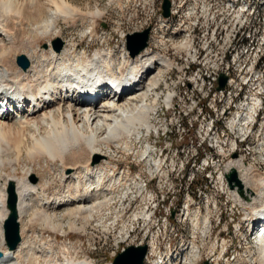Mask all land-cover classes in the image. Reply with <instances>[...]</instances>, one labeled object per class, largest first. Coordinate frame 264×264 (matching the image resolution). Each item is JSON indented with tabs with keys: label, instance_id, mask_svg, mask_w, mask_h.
Instances as JSON below:
<instances>
[{
	"label": "bare ground",
	"instance_id": "1",
	"mask_svg": "<svg viewBox=\"0 0 264 264\" xmlns=\"http://www.w3.org/2000/svg\"><path fill=\"white\" fill-rule=\"evenodd\" d=\"M84 7V10L80 9L70 0H0V89L8 96L6 100L5 96L0 97V264H95L88 258L77 259L73 247L64 241L60 251L62 260H52L53 241L58 236L64 238L69 237L70 233H85L93 217L97 215L100 219L110 211L114 198L112 194L125 191L123 197L127 200L129 196L126 194L133 186H138L139 197L146 199L148 204L131 215L129 222L141 220L145 225H151L154 215L148 214L147 210L148 205L155 204V200L152 192H143V185L139 186L140 172L136 174L140 180L136 184L129 171L124 175L115 174V164L108 160L95 163L96 157H104L112 148L132 152L133 141H139L143 133L150 136L155 127L151 124L150 115L154 114L159 97L156 93L152 96L151 92L157 90L160 72L174 70L179 73L175 76L176 82L173 81L172 88L176 89L189 81L192 70L195 84H201L202 88L208 85L210 93L213 79L220 75L222 63H227L230 47H236L238 40L247 35L250 25L264 19V0H198L199 16L190 14L187 18L189 22L186 21L187 28L174 34V46L171 47L173 61L148 47L136 57L123 55L120 67L114 62L115 54L110 46L89 54L85 49H77L79 46L72 42L64 46L66 52L61 54L55 53L56 50L50 45L51 41H58L63 35L60 23L74 26L82 22V35L90 38L96 36V23L104 18L105 10L101 8L99 0L95 1L93 7L90 3ZM175 14L174 11L173 16ZM202 16H206L207 20L211 17L210 23L215 27L212 30L204 29L205 32L199 35L196 32L202 28ZM217 18H220L219 23ZM187 30L189 33L184 34ZM195 41H200V45L197 42L195 45ZM43 44H46V49ZM250 51L252 44L241 45V52ZM202 52L209 53V57L199 60ZM18 56H24L28 61L25 70L17 64ZM255 56L263 57V49H255ZM105 76H115L111 82L115 83L116 92L98 97L104 90L94 89L88 82L100 84ZM252 77H255L257 84L255 93L261 95H247L240 108L229 110L233 113L227 123L240 136L227 137V146H234L235 142L244 143L249 133V120L255 123L259 117L264 96L262 68H252ZM236 80L237 77H229V89ZM80 84L85 88L82 92L95 97L93 100L81 97ZM13 91H17L16 96L11 93ZM219 92H228V83ZM28 96H31V100ZM176 96L174 91L165 97L164 103L169 109L174 108ZM221 97L230 100V104L237 99L230 93H223ZM253 98L254 104H249ZM216 127L217 124L213 125L210 131L215 132ZM260 137L259 130L251 131V138ZM218 140L221 139L217 138V148ZM263 144L256 147L261 149L264 158ZM134 153L140 161L149 163L151 175L168 177L163 169V161L153 159L151 146H146L140 152H132V155ZM245 161L240 157L227 162V168L238 170L244 187L243 196L236 190H229V193L244 211L251 210L246 214L248 221H255L256 229H260V221L264 219V175L258 174ZM107 175L110 177L109 184L105 182ZM54 178H58V185L48 189ZM10 184L16 195L20 239L13 250L4 241L2 230L9 214L7 189ZM107 194H111L110 197L107 198ZM211 195L213 189L206 191L204 202L210 200ZM202 209L197 207L189 214L194 221H198V211ZM78 222L80 227L76 225ZM207 222L208 218L204 217L201 227L205 228ZM36 227L56 237L37 247L28 236L36 233ZM122 227L117 235L130 237V227L127 229L126 222ZM240 228L238 224L237 232ZM261 228L264 231V226ZM257 242L256 262L264 264V235H260ZM208 248V254L213 257L216 244ZM154 251L155 244L152 242L150 255ZM236 259V256L233 257V262H237Z\"/></svg>",
	"mask_w": 264,
	"mask_h": 264
},
{
	"label": "rangeland",
	"instance_id": "2",
	"mask_svg": "<svg viewBox=\"0 0 264 264\" xmlns=\"http://www.w3.org/2000/svg\"><path fill=\"white\" fill-rule=\"evenodd\" d=\"M70 1L76 7L84 10V6H86L87 3H90V6L93 7L95 1L97 0ZM172 1L174 3V11L176 12V14L169 23L164 21L161 17L162 0H99V2L101 3V8L105 10V16L104 18L98 20L96 23V36L93 38L85 35L83 36L82 22H78L74 24V26L71 23H60L59 27L63 30V35L58 41L61 42L62 49L60 51H56L55 53L63 54L62 52L65 51L64 46H69L72 42L79 46V48L77 49H85L89 54H92V52H94L96 49L106 48V46H110L115 54L114 62L116 66H120L123 55L128 54L125 46L127 35L149 29L151 35L149 34L148 46L150 47V49H152L154 52H158L161 55L168 57L171 61H173L172 48L174 46V34L175 32L178 33V31H183L182 28L179 27V25H182V23H184L185 9L188 5V0ZM197 8V14L199 16V7L197 6ZM219 19L220 18L216 19L218 23L220 22ZM186 21L189 22V19L186 18ZM211 21V17H209L207 20L206 16H202L200 18L202 28H200V30L196 33L200 35L202 34V32H205L206 29L212 30L215 26L214 24L210 23ZM187 22L186 26H188ZM188 33L189 30H187L184 34ZM56 41L57 40H53L50 42L51 44H49L53 46V42ZM196 42L200 45V41H195V45ZM46 47V44H43V48L46 49ZM37 60L38 59H36V61ZM184 65L185 63L183 61L182 66ZM178 67L179 70L180 65ZM178 75L179 73L174 70L160 72L157 90L151 92L152 96L154 95V93L159 95V99H157L155 105V112L153 114L154 116L150 115L152 116L151 124L155 127L153 128L150 136L147 137L146 133H143L144 135L141 136V139L139 141H133L132 144V148L134 150L141 151L144 150L146 146L150 145L152 148L153 146H156L158 149L155 151L154 156L160 157L162 155L160 160H162L164 163L163 169L164 172L168 173V177L165 178L161 176L160 178H158V176L153 173L151 175L149 171V163L142 162L138 158L136 159L135 153L132 155L131 152H122L123 150L119 149L112 148L110 151L106 152L103 155L104 157H102L100 161L108 160L115 164L117 166L115 174L123 173L124 175L125 172L129 170V174L131 176H134V178L136 179V184L140 182L139 178H137L136 175L140 172L141 183L139 184V186L143 185L144 188L146 185L149 189H151L156 197L157 203H159V207L157 208V210L159 209L158 212H156V209L149 208L147 210L148 214L154 215V218H160L161 224H170V229L175 230L173 233V240H171L169 245L171 246V244L174 242L172 248L179 255L177 264H203L204 261H206V257H209L208 247L215 241L218 250L212 259L216 260L221 250H225L226 247L231 246V248L234 249V252H236L235 254L237 258V262H234L233 264H245V262H247L246 264H257L256 259L258 257V244L256 242V239L251 238L250 240V234L247 233L246 226L244 225L245 212L243 211V208L241 206L235 204V206L233 207L234 204L231 201L226 202L224 199H222L217 201L216 209H209L208 214H205L204 210L202 209L201 212L205 217L206 215L208 216L210 225H206L207 227L205 226L206 228L204 229L201 227L202 221L199 222L198 225L201 230L199 228L195 229L192 227V224L188 221V219H194L191 217V215H189V217L187 218L186 214L188 215V212H185V210L182 208V205H184L187 200V193L191 192L193 193V198L196 199L195 204L197 206H194L195 211L197 210V207L202 208L206 191L213 189V187L205 188V174H207V172L199 171L201 173L198 172L197 181L191 186H188L187 181L182 178L183 174L196 173V165H191L196 158L195 154L199 153V158L197 159L195 164L204 159L208 160V162H211V168L221 169L223 167V160H216L219 149L216 145L217 138H220L221 140H225L227 137L238 138L236 135L240 136V134L237 131L233 132L230 129L229 124L227 123V120L232 117L233 111L231 113L227 111L226 117L221 120V123H217L215 132H211L209 129V125L211 122L207 119L209 117V110H206L205 108L202 110V116L205 117L207 121H204L203 117L198 116L199 97H205V95H210L211 93V91L209 93L208 85H206L205 88H202L200 84L198 85V87L189 88L188 93H182L181 101L182 103H186L185 112L184 114H177V116H172L171 119V114L174 108L172 106L170 108L171 110L168 109L167 105L164 104V98L169 93L172 94L174 91L176 95L177 93H179L181 88L180 85L176 89L172 88L174 82H176L175 76ZM236 84L237 80L234 82L231 89L237 87ZM255 87L257 88V84L254 85V88ZM254 91L256 90L254 89ZM254 91L245 92V96L241 97L242 100L239 106L243 105L246 98L249 95L254 94ZM228 101V99H223L221 95L217 97V104H227ZM206 103L207 101L203 99L201 105H206ZM234 104H237V99H235ZM239 106L237 107V109L240 108ZM217 118L220 119V116L218 117L217 115L216 118L214 116L213 121L219 120ZM185 122H191L192 125H190L189 127L190 131L187 132L188 135L186 139L180 140L177 131L179 129H184ZM255 123H259L256 124L254 129L256 131H260V140L251 138L253 139V141L255 140L254 143H252V140H246L241 145L240 157L243 158L244 161L246 160L245 162L247 164L258 170V173L260 175H264V158L261 155V149L256 147L257 144H260L262 142L264 143V117H262V108H260L259 117L256 119ZM162 124H164V126H161ZM186 140L192 141L193 147L189 146V142H186ZM175 148H177L179 151H183V153H178L177 159H174L172 156V154L175 153ZM186 160H190L189 164H186ZM155 161L158 160L156 159ZM128 167L129 169H127ZM178 173H182V175L176 176L178 175ZM109 178V175H107L105 178V182L108 184L110 183ZM35 182L37 181L35 180ZM56 182H58V178H54V182L49 184L50 186L48 187V189L56 187L58 185V183ZM137 190L138 186H133L132 188H130V190L126 194L127 196H129L127 200L123 197L125 191L112 195L107 194V198L110 197V195L111 197H114L112 198L113 204L110 211L106 212L105 216L102 215L100 219L97 215L93 217L85 233H70L69 237L64 238L58 236L56 241H53L54 252L52 256H54L52 257V260H62L63 255L60 253V251L62 250V246L64 243L68 245L70 244L73 247L77 254V259L81 260L84 258H88L95 264H111L115 257L123 249L138 245L140 243V238L145 233V224L141 220L130 222L129 220L131 219V215L138 213V211L142 209L140 208L137 211L136 208L138 207V205L146 204L147 200H143L141 202L139 201V199H136L135 193L137 192ZM128 194H130L131 196ZM172 209L174 210L176 215L179 214L178 216L175 215V223H171L169 221L168 215H161L162 211L172 212ZM247 210L249 211V209ZM128 216L130 217L127 218ZM232 218L234 219V225L239 224V226H241V231L239 233L237 232L233 234V232L231 231L230 220ZM124 222H126L127 229L130 227V237H120L117 235L121 228H123L122 226ZM132 222L135 225H131ZM76 225L80 227L79 222ZM226 228H228L227 231H225ZM105 230H107L108 232ZM35 231L36 233L32 235L33 237L31 236V233H28V235L27 231L26 234L30 237L31 241H34L32 243L37 247L45 243V241L49 238L56 237V235L41 228L36 227ZM242 236H244V238ZM169 245L166 247V249L170 247ZM190 246L193 250L192 253L188 252L187 250ZM155 259V255H151L149 264H153ZM243 259L245 261H243Z\"/></svg>",
	"mask_w": 264,
	"mask_h": 264
},
{
	"label": "built area",
	"instance_id": "3",
	"mask_svg": "<svg viewBox=\"0 0 264 264\" xmlns=\"http://www.w3.org/2000/svg\"><path fill=\"white\" fill-rule=\"evenodd\" d=\"M197 6L198 0H188V5L185 9L184 23H182V25H179L182 30H185V28H187L186 18H188L190 14H197ZM174 10L172 11V13L174 12ZM242 44H252V51L241 52ZM255 49H263V57H256ZM202 57H209V53H200L199 60H201ZM252 68H262L264 76V19H260L258 20V22H254V24L249 26L247 35H245L243 39L238 40L236 47H230L227 63H222L221 65L220 74L227 77L226 83H228V92L216 91V82L219 77L216 76V78L213 79V91H211L210 95L199 97L198 116L203 117L202 110L204 108L210 111L208 113L209 117L207 118L211 121L209 125L210 130H212L213 125L217 124L218 122L221 123V120L226 117L227 111L237 109V107L241 104V97L245 96V92L254 91L255 77H252ZM229 77H237L236 89H229ZM191 87H198V84H195V78L192 77V70L189 74V81L185 82V84L181 86L179 93H177V96L174 99V109L171 114V119L172 116H177V114H184L186 103H182L181 94L188 93V89ZM223 93H230V96H237V104H230V100L227 104H217V97L219 95H223ZM254 95L261 94L255 93L254 91ZM203 99L207 101L206 105H201ZM249 104H254V98L253 100H249ZM260 108H262V117H264V96L263 106H260ZM217 115L218 117L220 116V119L217 118L219 120L213 121V117L215 116L216 118ZM203 118L204 121H207L205 117ZM259 123H251V119L249 120V123L247 124V126L249 127V133L246 134V139L244 140H252V143H254L253 139H251V131H256L254 127ZM190 125H192L191 122H185L184 129H179L177 131L180 140L186 139L188 135L187 132L190 131ZM186 142H189V144H187L193 147L192 141L186 140ZM218 142L219 149L216 160H223V167L221 169L211 168V162H208V160L204 159L195 164V162L199 158V153H196V158L191 164L196 165V173L183 175L182 173H178V175H176H182V178L187 181V185L191 186L197 181L199 171L207 172V174H205V188L213 187V195H211L210 200H205L203 204V210L205 214L211 207H217L218 200L224 199L226 202L231 201L234 204L233 207L235 206V204L237 205V203L232 199V196L229 193V189L224 180V174L228 170L226 164L229 160H232L233 154H237V158L235 160L240 159L241 143L243 142H235L234 146H227V140H218ZM180 152L183 153L182 150L179 151L177 148H175V153L172 154L173 158L177 159V155ZM189 162L190 160H186V164H189ZM161 215L169 216V212L162 211ZM202 218V212L201 210H199L198 218L196 220H201ZM230 223L233 234L237 233L238 224L234 225L233 218L230 220ZM148 228V235L144 238L149 246L153 242L155 244V249H166L171 240H173L174 229H170V224H161L160 218H154V221L151 225H149ZM222 256H224L222 264H231L233 263V257H235L236 254L230 252L227 255L222 254Z\"/></svg>",
	"mask_w": 264,
	"mask_h": 264
},
{
	"label": "water",
	"instance_id": "4",
	"mask_svg": "<svg viewBox=\"0 0 264 264\" xmlns=\"http://www.w3.org/2000/svg\"><path fill=\"white\" fill-rule=\"evenodd\" d=\"M170 6V0L162 1L161 10L163 18L170 17ZM148 39L149 29L128 35L126 48L129 51L130 56L136 57L137 55H139L147 47ZM53 47L56 51H60L62 48V44L59 41H56L53 42ZM16 62L23 69H26L29 65L28 61L24 56H18ZM226 81L227 78L224 75H220L218 77L216 88L217 92L224 89ZM233 157H236V155H234ZM100 160L101 157L97 156L95 159V163H99ZM224 177L227 181L229 188L231 190L237 188L238 194L243 196L244 187L242 182L238 178L237 171L235 169H230V171L225 174ZM7 208L9 210V214L4 222L3 229L7 246L9 247V249L13 250L19 244L20 239L16 213V195L14 192V188L11 184L7 189ZM146 253V246H130L120 252L116 256L112 264H143V260ZM204 264H208V262L205 261Z\"/></svg>",
	"mask_w": 264,
	"mask_h": 264
}]
</instances>
